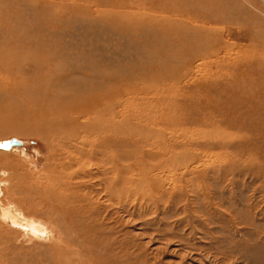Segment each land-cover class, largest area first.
<instances>
[{"label": "rangeland", "instance_id": "1", "mask_svg": "<svg viewBox=\"0 0 264 264\" xmlns=\"http://www.w3.org/2000/svg\"><path fill=\"white\" fill-rule=\"evenodd\" d=\"M0 6L47 55L0 73V264H264V0Z\"/></svg>", "mask_w": 264, "mask_h": 264}, {"label": "bare ground", "instance_id": "2", "mask_svg": "<svg viewBox=\"0 0 264 264\" xmlns=\"http://www.w3.org/2000/svg\"><path fill=\"white\" fill-rule=\"evenodd\" d=\"M208 1V0H207ZM3 2V1H2ZM160 2V1H159ZM196 2V1H195ZM185 3V2H184ZM194 4V3H193ZM199 4V3H198ZM201 4V3H200ZM4 5V4H3ZM169 5V4H168ZM232 5V4H231ZM196 6V5H195ZM202 6V5H201ZM187 7V6H186ZM7 10L8 9H5L4 7H2V6H0V13H2V14H4V15H6V13H7ZM163 11V10H162ZM198 11V10H197ZM167 12V11H166ZM98 13H100V11L98 12ZM169 13V12H168ZM104 14V13H103ZM102 14V15H103ZM178 14V13H177ZM155 15V14H154ZM154 15L152 16L151 15V18L152 17H154ZM187 15V14H186ZM100 16V15H99ZM104 16V15H103ZM117 16H119V15H117ZM128 16V15H127ZM147 16V15H146ZM158 16V15H157ZM157 16H155V17H157ZM161 16V15H160ZM181 16V15H180ZM101 17V16H100ZM149 17V16H148ZM147 17V19H149ZM182 17V16H181ZM185 17V16H184ZM9 18V17H8ZM164 18V17H163ZM13 18L11 17V20H12ZM96 19V18H95ZM119 19V18H118ZM146 19V18H145ZM153 19V18H152ZM174 19V18H173ZM185 19V18H184ZM217 20H221L222 19V17L221 16H218V18H216ZM156 20H157V18H156ZM165 20V19H164ZM164 20H162L161 19V21H163V22H165ZM108 21H109V19H108ZM115 21V20H114ZM159 21H160V19H159ZM159 21H156L157 23L159 22ZM160 21V22H161ZM173 21V20H172ZM178 21V20H177ZM176 21V22H177ZM181 21V20H180ZM207 21V20H206ZM118 22V21H117ZM155 22V21H154ZM155 22V23H156ZM174 22H175V20H174ZM113 23V22H112ZM148 23H149V25H150V22L148 21ZM152 23V25H154L153 24V22H151ZM10 24V23H9ZM184 24V23H183ZM175 25V24H174ZM177 25V24H176ZM173 26V25H172ZM203 29V28H202ZM204 30V29H203ZM202 30V31H203ZM199 31H200V29H199ZM5 38H7V39H9V41L8 42H3L6 46L5 47H0V73H3V74H5V75H7L10 79H15L16 77H22L21 79H19V80H21L22 81V85H19L18 86V89H25V90H27L28 89V83H30L31 81H33V83H34V87H36V90H40V89H42V86H39V84H38V81L39 80H42L43 79V77H41V76H38L37 74H36V72H41V71H43L44 69H45V61L47 60L46 59V57H47V55H44V56H42V55H36V57L34 56V58L31 56V55H33V54H35V52H37V50H34V47L35 46H33V47H30V48H28V47H26L25 46V43H28V41H27V39H23V38H20V39H18L17 38V41H18V44L16 45L17 47L16 48H13V45H14V39H13V37H5ZM176 38V37H175ZM175 41V40H174ZM260 41V40H259ZM261 41H262V39H261ZM261 45V44H260ZM28 50H27V49ZM200 51H201V49H199ZM197 52V51H196ZM195 52V53H196ZM199 52V51H198ZM36 60V61H35ZM260 62L261 61H258V64L260 65ZM40 65H41V68H40ZM57 65V64H56ZM27 72H29V75L27 74ZM88 72V71H87ZM258 73V72H257ZM90 74H91V72H90ZM88 75H89V73H88ZM29 79H31V80H29ZM19 80L17 81L18 83H19ZM4 86H5V84H4ZM16 90V89H15ZM263 95V94H262ZM262 99V98H261ZM263 100V99H262ZM42 111V110H41ZM7 113V112H6ZM10 113V112H9ZM43 114H44V112H43ZM6 115V114H5ZM45 115V114H44ZM8 116V115H7ZM44 117V116H43ZM43 117L41 118V116H39V117H37L38 118V121L39 122H41L42 124L38 127V129L40 130L41 129V126H45L46 124H49L48 126H51L52 124H53V120H52V118L50 117V115H49V119H46V121L44 122V119H43ZM46 117V116H45ZM44 117V118H45ZM41 119H42V121H41ZM28 122V121H27ZM44 122V123H43ZM36 124V123H35ZM8 125V124H7ZM41 131V133L43 134V132L44 133H46V134H52V132L51 133H47V132H45V131H43V130H40ZM69 131V132H68ZM67 132H65V134L67 135V134H69V133H71V134H73V133H77L78 135H81L80 134V132H81V130L80 129H75L74 128V131H72V129H70V130H68ZM70 131H72V132H70ZM56 132H57V134H59L60 132H61V130L59 129V128H57V130H56ZM99 134H102V132L100 133V132H98ZM111 133V132H110ZM41 135V134H40ZM55 135V134H54ZM54 135H53V137H54ZM75 135V134H74ZM68 136V135H67ZM76 136V135H75ZM52 137V136H51ZM65 137V136H64ZM11 138V137H10ZM68 138L70 139V137L68 136ZM71 138H72V136H71ZM82 138V137H81ZM94 138V137H93ZM78 139V138H77ZM84 139V138H83ZM82 139V140H83ZM90 139H92V138H90ZM0 140H2V139H0ZM87 140V139H86ZM86 140H85V142H86ZM105 140V139H104ZM22 141V140H21ZM62 141V140H61ZM64 141H66V139L64 140ZM63 141V142H64ZM74 141V140H73ZM88 141V140H87ZM95 141V140H94ZM23 142V141H22ZM71 142H72V140H71ZM106 142V141H105ZM104 142V143H105ZM75 143H77V142H75ZM79 143H81V142H79ZM79 143H78V145H79ZM88 143V142H87ZM107 143V142H106ZM64 144V143H63ZM66 144V143H65ZM72 144V143H71ZM56 145H57V143H56ZM84 145V144H83ZM107 145V144H106ZM63 147H64V145H62ZM70 146V145H69ZM17 147H19V144H16V145H12V146H10L9 148H0V150H3V151H10V150H12V149H14V148H17ZM78 147V146H77ZM80 147V146H79ZM92 147V146H91ZM65 148V147H64ZM80 149V148H79ZM72 150H74V149H72ZM76 150H77V148H76ZM88 151V150H87ZM58 152V151H57ZM73 152V151H72ZM80 152V151H79ZM79 152H77V153H79ZM102 152V151H101ZM105 152V151H104ZM82 153H83V151H82ZM88 153V152H87ZM107 153V152H106ZM112 153H115V152H112ZM56 154V153H55ZM59 154V153H58ZM80 155H81V153H79ZM71 155V154H70ZM83 155V154H82ZM55 156V155H54ZM58 156V155H57ZM69 156V155H68ZM71 156H73V154L71 155ZM76 156H78V155H76ZM88 156V155H87ZM101 156V155H100ZM105 156V155H104ZM103 156V157H104ZM114 156V155H113ZM84 157V156H83ZM110 157V156H109ZM112 157V156H111ZM117 157H119V156H117ZM50 158H51V156H50ZM56 158V157H55ZM76 158V157H75ZM82 158V157H81ZM106 158H108L107 156H106ZM115 158H116V156H115ZM119 158H121V157H119ZM52 159H53V157H52ZM62 160H63V157H62ZM70 160H72V158L70 159ZM69 160V161H70ZM80 160V159H79ZM83 160V159H82ZM110 160V159H109ZM121 160V159H120ZM71 162H73V161H71ZM118 162V161H117ZM77 163V162H76ZM99 163V162H98ZM60 164V163H59ZM62 164V163H61ZM60 164V165H61ZM100 164V163H99ZM98 164V165H99ZM67 165V164H66ZM73 165V164H72ZM107 165V164H106ZM106 179V178H105ZM60 183H62V182H60ZM57 184H59L58 182H57ZM56 184V185H57ZM63 184V183H62ZM43 188V187H42ZM44 188H45V186H44ZM56 188V187H55ZM45 189H47V188H45ZM62 189V188H61ZM51 189H49V191H50ZM49 191H48V193H49ZM54 191V190H53ZM46 192V191H45ZM51 192H52V190H51ZM41 193V192H40ZM43 193V192H42ZM60 193H62V192H60ZM44 196V195H43ZM49 196V195H48ZM9 197H10V195H9ZM18 198V197H17ZM51 199V198H50ZM69 200V199H68ZM72 200V199H71ZM9 201H10V199H9ZM8 201V202H9ZM70 201V200H69ZM66 202V201H65ZM10 204V203H9ZM41 204V203H40ZM43 204V203H42ZM59 203L57 202V205H58ZM62 205V204H61ZM65 205V204H64ZM46 206V205H45ZM71 206V205H70ZM18 215L19 214H17V213H15L13 210H12V208H10V207H8V206H3L2 208H0V222H3L4 224L6 223V222H8V221H10V222H13V224L14 223H17V222H19V218H18ZM21 215V214H20ZM21 217V216H20ZM23 221V220H22ZM38 222V221H37ZM21 222H19V224H20ZM1 224V223H0ZM43 225V224H42ZM33 226V225H32ZM37 226V225H36ZM31 227V226H30ZM30 227H28V228H30ZM40 229H41V227H40ZM26 230V229H25ZM44 230V229H43ZM38 231V230H37ZM38 232H40V231H38ZM5 234H7V232L5 233ZM39 234V233H38ZM9 235V234H8ZM36 237V236H35ZM9 238H7L6 239V237L3 239V242L4 243H7V241L8 242H10L9 240H8ZM8 244V243H7Z\"/></svg>", "mask_w": 264, "mask_h": 264}, {"label": "water", "instance_id": "3", "mask_svg": "<svg viewBox=\"0 0 264 264\" xmlns=\"http://www.w3.org/2000/svg\"><path fill=\"white\" fill-rule=\"evenodd\" d=\"M16 144H21V140L14 136L0 140V148H9L10 146Z\"/></svg>", "mask_w": 264, "mask_h": 264}]
</instances>
